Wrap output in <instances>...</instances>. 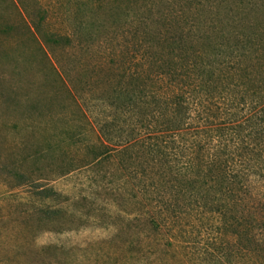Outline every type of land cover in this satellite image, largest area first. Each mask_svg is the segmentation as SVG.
Listing matches in <instances>:
<instances>
[{
	"label": "rangeland",
	"instance_id": "1",
	"mask_svg": "<svg viewBox=\"0 0 264 264\" xmlns=\"http://www.w3.org/2000/svg\"><path fill=\"white\" fill-rule=\"evenodd\" d=\"M161 1L0 0V264H264V222L247 201L232 227L200 206L174 210L160 166L140 148L124 154L145 136L123 138L133 113L105 102L126 79L123 55L143 50L135 15L173 20L181 9ZM104 118L119 126L109 137L97 133ZM100 142L107 161L93 159ZM252 190L264 201V182Z\"/></svg>",
	"mask_w": 264,
	"mask_h": 264
},
{
	"label": "trees",
	"instance_id": "2",
	"mask_svg": "<svg viewBox=\"0 0 264 264\" xmlns=\"http://www.w3.org/2000/svg\"><path fill=\"white\" fill-rule=\"evenodd\" d=\"M178 1L172 2L181 4L173 20L164 13L156 20L135 15L144 27L143 50L123 55L122 77L128 80L122 78L105 102L133 113L132 132L119 131L123 138L145 136L124 154L131 157L140 148L160 166L155 174L171 183L178 207L171 201L167 206L174 210L200 206L232 227L236 219L238 225L246 221L233 211L247 201V215L264 222L263 197L252 190L264 182V92L253 88V78L264 80V0H198L196 12L193 0ZM83 29L78 26L77 33ZM46 36L71 46L69 35ZM51 68L71 94L64 72ZM98 125L105 136L119 127L107 118ZM94 145V160L110 159L101 142Z\"/></svg>",
	"mask_w": 264,
	"mask_h": 264
}]
</instances>
